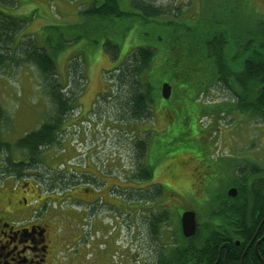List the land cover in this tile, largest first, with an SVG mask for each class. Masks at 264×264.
Returning <instances> with one entry per match:
<instances>
[{"label":"rangeland","instance_id":"rangeland-1","mask_svg":"<svg viewBox=\"0 0 264 264\" xmlns=\"http://www.w3.org/2000/svg\"><path fill=\"white\" fill-rule=\"evenodd\" d=\"M90 1L15 0L11 6L0 4L4 14L28 18L17 32V39H30L39 48H45L53 58L58 83L78 89L69 119L57 132L56 142L43 149L32 163L30 155L14 142L52 116L54 107L45 88L47 85L31 64L0 69V106L5 114L1 130L3 139L10 145L0 152V199L12 191L14 183L12 177L5 179L8 169L15 172L17 168L10 165L8 159L14 163L29 158V166L23 170L25 176L35 180L45 175L54 176L56 173L49 169L57 170L62 163L69 168L71 158L79 152L83 159L90 151L89 144L93 143L98 146L96 150L103 148L108 155L115 174L110 179H115L116 175L123 179L122 172L126 179L133 178L136 175L135 138L148 139V129L152 128L153 139L144 156L153 159L154 181L165 184L157 205L164 204L163 196L169 191L178 193L183 209L196 212V240L219 230V225L224 226L220 215L208 217L204 207L215 196L226 200L230 188L236 190L234 198L239 188L248 190L255 177L244 180V175H240L243 168L256 165L264 175V120L253 109L261 84L244 78L243 73L237 74L240 60L251 52L250 46L245 48L252 40L244 35L232 36L241 23L246 27L245 23L250 24L253 18L264 20V0H143L170 14L150 21L132 12L128 0H119L123 13L119 21L115 20L113 26L117 29L113 30L81 18L80 12ZM208 21L227 23L226 28L219 27L227 32L224 37L228 53L224 63L229 64L230 58L237 62L232 60L231 70H227L223 62L221 65L225 68L217 69V61L207 58L204 43L193 41L199 29L193 31L184 26ZM107 39L119 46L115 59L107 46H103ZM140 45L155 49L147 73L152 88L151 116L145 120H120L122 117L116 112L124 103L125 93L120 91L118 82H112L116 78L109 70L128 50ZM250 54L252 60L264 61V55L261 57L259 52ZM199 62L200 67L196 68ZM241 80L243 88L237 85ZM163 83L171 88L170 100L166 102L161 96ZM79 106L82 112L78 115L75 113ZM168 126H171L170 131L165 133ZM142 159L140 161L146 163ZM209 164L217 172H203ZM201 172L204 189L199 184ZM212 178L215 179L210 183ZM133 199L134 202L126 201L125 210L117 218L121 224L118 242L124 251V259L118 260V264H153L150 245L161 251L160 244H176L180 240L177 222L182 212L176 209L180 205H171L168 222L160 221L149 235L143 225L137 224L148 217L147 213L136 209L144 203L138 196Z\"/></svg>","mask_w":264,"mask_h":264},{"label":"trees","instance_id":"trees-1","mask_svg":"<svg viewBox=\"0 0 264 264\" xmlns=\"http://www.w3.org/2000/svg\"><path fill=\"white\" fill-rule=\"evenodd\" d=\"M118 3L119 0H91L80 12L81 18L93 20L98 25L107 26L104 29H117L113 24L115 20L119 21L123 13ZM128 3L130 10L145 21L170 15L169 13L167 14L166 10L153 7L147 1L128 0ZM0 4L11 6L15 4V0H0ZM27 20V17L24 19L16 18L0 11V69L13 65L19 66L22 63L31 64L38 69L47 85L45 88L54 107L52 116L49 120L43 121L36 130L26 133L22 138L14 142V145L26 151L27 155H30L32 163H35V157L37 159L43 149L56 142L57 132L60 131L62 124L69 119V112L75 103L74 99L78 89L68 88V85L64 87L58 83L53 58L45 48H39L30 39L28 41H23L22 38L17 39V32ZM171 22L173 21H169V23ZM219 25L227 27L225 21L219 23L218 21L216 23H211V21L207 23L198 22L196 26L192 27L184 24L186 28L193 31L196 28L199 29L198 33L193 35V41L198 44L204 43L203 49L206 51L207 58L215 59L217 61L216 68L223 69L225 67L221 64L225 62L226 54L228 53L224 37L227 35V32L226 29L220 28ZM245 25L246 27H243L241 23L238 29L236 27V33L232 34V36L244 35L246 39L250 37L252 41L245 50L250 46V53L259 52L262 57L264 50L263 52L259 51L257 46L264 48V20L253 18L250 24L247 22ZM208 33L211 34L207 36ZM104 45L107 46L108 51L114 56L113 58H117L118 44L115 45L107 39L103 43ZM154 53L155 49L152 46H133L117 62L116 66L109 70V73L116 78L112 82H118L119 87H121L120 91H124L125 93L124 103L123 105H119V109L116 112L122 117L120 120H145L151 116V104L153 102L151 96L152 88L147 73ZM250 53L247 54L246 59L243 58L244 60L242 59L243 61L240 62L241 68L236 65L240 68L237 74L243 73L244 78L257 81L258 84L262 85L264 84V61L252 60ZM232 60V58L229 59V64L224 63L227 70L232 69L230 66ZM233 61L237 64L235 60ZM199 67L200 62L196 68ZM237 85L243 88L244 83L241 80L237 82ZM114 99L117 100L118 97ZM253 109L255 114L261 116L259 118H263L264 120V91H260V94L255 99ZM4 120V110L0 106V152L8 149L10 146L3 139L1 127ZM148 132L150 134V130ZM149 142V138L146 140L135 138L133 150L140 159L147 152ZM141 166L143 167L142 162ZM143 169L145 168L143 167ZM243 170L240 175H244V180L255 177L250 181L248 190L245 191L244 188H239L236 198L226 196V200H219L215 196L207 204V207H204L205 214L208 217H215L218 213L224 226L219 225V230L202 238H197V240L196 234L184 242L180 240L173 248L171 255L165 256L163 253L159 254L158 264H168L169 262L184 264L186 261H189V264H213L218 257L217 255H219L217 251L224 242L229 243L230 250L226 254V258H224L223 252L221 253L220 264H224V262L225 264H240V261L243 264H264V240L259 242L255 251H252L253 244H250L249 250L245 254L243 252L245 246L252 236H254L258 227L257 225H259L258 223L264 218V177L261 175L262 170L256 165L248 166L243 168ZM7 171L13 172V170L10 171L9 169ZM15 171L21 172L22 168L17 167ZM144 177L146 178V174L142 173V178ZM153 189L160 194L161 186L159 184L155 185ZM160 220L161 217L157 219V224L160 223ZM260 228L264 229V220ZM192 239L194 240L192 241Z\"/></svg>","mask_w":264,"mask_h":264},{"label":"flooded vegetation","instance_id":"flooded-vegetation-1","mask_svg":"<svg viewBox=\"0 0 264 264\" xmlns=\"http://www.w3.org/2000/svg\"><path fill=\"white\" fill-rule=\"evenodd\" d=\"M81 112L82 109L79 108L78 115ZM169 128L171 126L167 127L166 133L170 131ZM148 130L149 140L153 139L152 128ZM95 145L89 144L90 151L83 159L79 152L76 153L71 158L69 168L66 169L62 163L57 170L49 169L56 173L54 176L45 175L35 180L31 176H25L23 170L29 166L30 159L15 160L13 164L21 167L22 171L7 173L5 179L14 178L12 191L5 193L0 199V264H118L124 259V251L118 242L121 224L117 218L125 210L126 201L134 202L133 196H138L144 203L136 209L147 213L148 217H144L143 223L139 221L137 224L143 225L149 235L160 224H157L158 218L168 222L171 205L179 203L180 206L176 209L180 214L188 210L195 212L183 209L180 194L172 191L162 197L166 199L162 206L157 205L164 193L165 184L154 181V162L150 156H144L146 163L142 159L143 169L140 158L135 153L136 175L133 178L126 179L125 172H122L123 179L119 175L110 179L115 174L110 168L108 155L104 154L103 148L96 150L98 146ZM209 166L210 164L206 165L207 169L203 172H217ZM203 172L199 184L204 189ZM142 173L146 174V178H142ZM214 179L208 180L211 183ZM126 182L131 183L126 185ZM158 184L161 186L160 197L153 189ZM263 220L258 223L254 236L243 249L244 254L249 250L250 244H253L251 249L255 251L259 242L264 240V229L260 228ZM177 223L181 232L180 217ZM179 236L183 242L190 239L184 238L181 233ZM179 241L176 244H160L161 251L150 245L151 262L158 264L160 253L171 255ZM229 250L230 246L227 250L219 248L217 256L221 258L223 252L226 258ZM217 259L218 257L213 264H220L221 259ZM184 264H189V261ZM240 264L243 263L240 261Z\"/></svg>","mask_w":264,"mask_h":264},{"label":"water","instance_id":"water-1","mask_svg":"<svg viewBox=\"0 0 264 264\" xmlns=\"http://www.w3.org/2000/svg\"><path fill=\"white\" fill-rule=\"evenodd\" d=\"M243 59V58H242ZM240 60V62H242L244 59H246V57H244L243 60ZM261 91H264V84L261 85L260 87ZM170 92H171V88L169 86L168 83H163L161 86V96L163 98V100H168L170 97ZM227 195L230 197H234L236 195V190L234 188H230L227 191ZM180 223H181V232L182 235L185 238L191 237L194 235L195 230H196V221H195V213L193 211H185L182 213L181 217H180ZM229 247V243L224 242L220 248H225L227 250V248ZM220 259V256H218V259Z\"/></svg>","mask_w":264,"mask_h":264}]
</instances>
